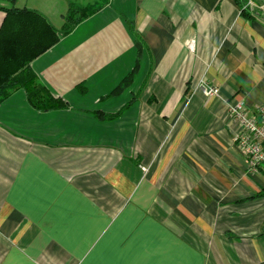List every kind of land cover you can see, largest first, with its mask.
Returning <instances> with one entry per match:
<instances>
[{
  "label": "crops",
  "instance_id": "obj_1",
  "mask_svg": "<svg viewBox=\"0 0 264 264\" xmlns=\"http://www.w3.org/2000/svg\"><path fill=\"white\" fill-rule=\"evenodd\" d=\"M68 2L0 0V30L14 7L59 31L31 67L66 103L0 104V264H264V174L228 113L264 107V12L110 0L63 36Z\"/></svg>",
  "mask_w": 264,
  "mask_h": 264
},
{
  "label": "trees",
  "instance_id": "obj_2",
  "mask_svg": "<svg viewBox=\"0 0 264 264\" xmlns=\"http://www.w3.org/2000/svg\"><path fill=\"white\" fill-rule=\"evenodd\" d=\"M10 1L14 2V0ZM236 1L242 9L245 0ZM68 3L60 29L63 36H68L81 22L106 8L110 0H95L92 4L69 0ZM241 14L247 19L251 18V14L243 10ZM127 23L134 36L139 55L143 39L135 26L128 21ZM58 40L59 31L55 30L38 12L14 7L6 10L5 22L0 30V104L15 92L23 90L28 103L37 111L47 112L66 107L62 99L53 97L50 91L38 81L31 67V62L55 46ZM133 75L134 72L126 77L121 87L128 85ZM98 116L105 120H112L117 115L108 116L98 113Z\"/></svg>",
  "mask_w": 264,
  "mask_h": 264
},
{
  "label": "built area",
  "instance_id": "obj_3",
  "mask_svg": "<svg viewBox=\"0 0 264 264\" xmlns=\"http://www.w3.org/2000/svg\"><path fill=\"white\" fill-rule=\"evenodd\" d=\"M242 10L251 15L262 13L264 0H245ZM199 90L207 96L216 93L205 85ZM228 113L240 126V131L233 137L236 150L245 158L251 173L264 174V107L256 114H249L246 103L238 101L229 105Z\"/></svg>",
  "mask_w": 264,
  "mask_h": 264
},
{
  "label": "rangeland",
  "instance_id": "obj_4",
  "mask_svg": "<svg viewBox=\"0 0 264 264\" xmlns=\"http://www.w3.org/2000/svg\"><path fill=\"white\" fill-rule=\"evenodd\" d=\"M76 1H78V2H83V3H88V2H90L91 4H92V2H93V0H76Z\"/></svg>",
  "mask_w": 264,
  "mask_h": 264
}]
</instances>
